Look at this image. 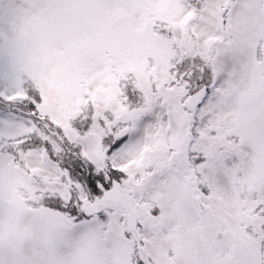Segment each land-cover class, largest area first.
<instances>
[{
	"label": "snow or ice",
	"instance_id": "1",
	"mask_svg": "<svg viewBox=\"0 0 264 264\" xmlns=\"http://www.w3.org/2000/svg\"><path fill=\"white\" fill-rule=\"evenodd\" d=\"M0 264H264V0H0Z\"/></svg>",
	"mask_w": 264,
	"mask_h": 264
}]
</instances>
